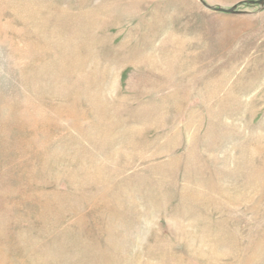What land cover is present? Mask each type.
<instances>
[{
	"label": "rangeland",
	"instance_id": "rangeland-1",
	"mask_svg": "<svg viewBox=\"0 0 264 264\" xmlns=\"http://www.w3.org/2000/svg\"><path fill=\"white\" fill-rule=\"evenodd\" d=\"M239 10L0 0V264H264V9Z\"/></svg>",
	"mask_w": 264,
	"mask_h": 264
},
{
	"label": "water",
	"instance_id": "water-1",
	"mask_svg": "<svg viewBox=\"0 0 264 264\" xmlns=\"http://www.w3.org/2000/svg\"><path fill=\"white\" fill-rule=\"evenodd\" d=\"M199 1L206 9H208L210 11L217 12V13L233 14V15L245 13V12L239 10V7H241V6L258 7L260 10L264 9V0L243 1V2L239 3L238 5L233 6L230 9H224L222 7L211 6L208 3H206L205 0H199Z\"/></svg>",
	"mask_w": 264,
	"mask_h": 264
}]
</instances>
